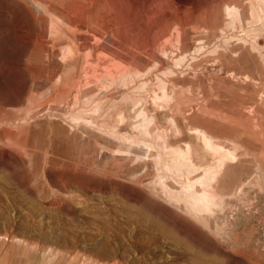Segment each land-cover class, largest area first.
<instances>
[{
  "label": "rangeland",
  "instance_id": "rangeland-1",
  "mask_svg": "<svg viewBox=\"0 0 264 264\" xmlns=\"http://www.w3.org/2000/svg\"><path fill=\"white\" fill-rule=\"evenodd\" d=\"M0 264H264V0H0Z\"/></svg>",
  "mask_w": 264,
  "mask_h": 264
},
{
  "label": "bare ground",
  "instance_id": "bare-ground-1",
  "mask_svg": "<svg viewBox=\"0 0 264 264\" xmlns=\"http://www.w3.org/2000/svg\"><path fill=\"white\" fill-rule=\"evenodd\" d=\"M137 105H138V104H137ZM143 114H144V113H143ZM139 118H140V117H139ZM137 120H138V119H137ZM134 122H135V121H134ZM138 123H139V122H138ZM143 126H144V125H143ZM145 131H146V130H145ZM145 131H144V132H145ZM144 132H143V133H144ZM146 132H147V131H146ZM157 137H158V135H157ZM204 137H206V136L204 135ZM207 137H208V136H207ZM207 137H206V138H207ZM159 139H160V138H159ZM161 139H162V138H161ZM161 139H160V140H161ZM162 142H164V141H162ZM209 142L211 143V141H209ZM131 144H132V142H131ZM159 144H160V143H159ZM166 144H167V142H166ZM211 144H212V143H211ZM211 144H210V145H211ZM164 145H165V144H164ZM164 145L162 144V145H160V146H164ZM167 145H168V144H167ZM213 146H214V144H213ZM130 147H131V146H130ZM171 147H172V145H171ZM149 148H150V146H149ZM165 148H166V147H164L163 149H165ZM168 149H169V147H168ZM169 150H170V149H169ZM186 150H187V149H186ZM155 152H156V151H155ZM167 153H169L168 156L171 155V153H172L173 156L171 155L172 157H171V158L169 157V158L171 159L172 162H171V164H169L170 162L167 163V164H166V165H167L166 167H168V164H169V167H170V166H171V167H174L175 165H176L177 167H179L182 161L178 160V158H179L178 155H180V154H182V155H183V154L187 155V154H188V152H187V154H186V152H181V149H180V148L172 149V150H171V153H170V151H167ZM146 154H147V153H146ZM158 155H159V154H158ZM182 155H181V156H182ZM185 155H184V158H185ZM149 156H151V155H149ZM177 156H178V158H176ZM172 158H174V160H172ZM177 160L180 161V162H178ZM181 160H182V159H181ZM184 160H185V159H184ZM174 161H175L176 164L173 163ZM176 161H177L178 163H177ZM182 163H183V162H182ZM156 164H157V163H156ZM174 164H175V165H174ZM172 165H173V166H172ZM185 165H186L187 167L190 166V165H192V166H190V167H192V168H193V166H194L192 163H189V165H188V163H187V164H185ZM176 166H175V167H176ZM183 166H184V165H183ZM156 167H157V166H156ZM184 167H185V166H184ZM169 169H172V168H169ZM193 169H194V168H193ZM196 169H197V168H196ZM181 170H182V169H181ZM176 171H177V170H176ZM178 171H179V169H178ZM197 171H198V170H197ZM209 172H210V171H209ZM180 173H181V172H180ZM215 173H216V172H215ZM205 174H206V173H205ZM205 174H204V175H205ZM209 174H210V173H209ZM209 174H208V172H207V176H208ZM182 175H183V174H182ZM200 175H201V174H200ZM204 175L198 176L197 179H196V178H193V180L196 179V181H197V182H198V181L201 182L200 184L203 186L204 183H207L206 180L209 179V178L207 179V178L205 177L206 175H205V176H204ZM204 177H205V179H204ZM186 178H187V177H186ZM187 179H188V178H187ZM160 182H161V181H160ZM187 182H188V181H187ZM175 183H176V182H175ZM202 183H203V184H202ZM209 183H210V182H209ZM172 184H173V183H172ZM207 184H208V183H207ZM187 185H188V184H187ZM205 185H206V184H205ZM208 185H209V184H208ZM191 186H194V185H191ZM191 186L189 185V187H191ZM204 187H205V186H204ZM180 188H181V187H180ZM206 188H207V187H206ZM208 188H209V187H208ZM208 188H207V189H208ZM153 189H154V188H153ZM170 189H172V188H170ZM172 190H173V191H176L175 194H174V192H173L172 195L174 194L175 196H177V195L180 194V193L178 194L179 190H178V192H177V190H174V189H172ZM172 190H171V191H172ZM186 190H188L187 193H188V192L190 193V194H189V195H191V196H189L190 198L193 196V200L195 199V200H200V201H201V200H203L202 198H204V197H206V196L209 197L208 195H206V194H209V192H208V193L206 192V194H205V192H204L206 189H205V190L203 189L204 191H203V190H201V191H200V190H199V191H196V190H198V189L195 190L193 187H191V188H189V189L186 188ZM186 190H185V191H186ZM181 191H182V190H180V192H181ZM183 191H184V190H183ZM183 191H182V192H183ZM185 193H186V192H185ZM170 194H171V193H170ZM176 194H177V195H176ZM181 194H183V197H182V198L184 199L183 201H185L184 193H181ZM174 195H173V196H174ZM179 196H180V195H179ZM185 196H187V194H186ZM187 197H188V196H187ZM187 197H186V198H187ZM178 198H179V197H178ZM175 199H177V198H175ZM180 199H181V198H180ZM187 199H188V198H187ZM187 199H186V201L189 202L190 199H189V200H187ZM205 200H206V199H205ZM200 201L198 202L199 204H200ZM208 201H209V200H208ZM208 201H207V202H208ZM181 202H182V199H181ZM192 202H194V201H192V199H191V203H192ZM203 202H204V201H203ZM203 202H201L202 205H205V204H203ZM207 202H205V203L207 204ZM168 203H169V201H168ZM191 203H190V204H191ZM174 204H175V203H174ZM194 204H195V202H194ZM196 204H197V202H196ZM196 204H195V205H196ZM199 204H198V205H199ZM186 205H188V204H186ZM191 205H192V204H191ZM172 206H173V205H172ZM183 206H185V205H183ZM192 206H193V205H192ZM192 206H191V207H192ZM200 206H201V204H200ZM200 206H199V207H200ZM195 207H198V206L196 205ZM183 208H186L185 211L187 210V207H182V209H183ZM188 209H189V207H188ZM190 209L193 210L194 208H193V209L190 208ZM196 209H198V208H196ZM191 210H189V212H190ZM187 213H188V212H187ZM190 213H191V214H194L193 212H190ZM196 213H197V212H195V217H196V215H197Z\"/></svg>",
  "mask_w": 264,
  "mask_h": 264
}]
</instances>
